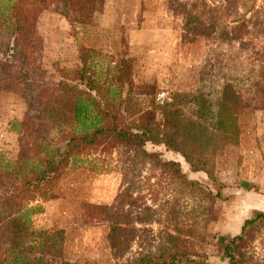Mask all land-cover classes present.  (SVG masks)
I'll list each match as a JSON object with an SVG mask.
<instances>
[{
    "label": "rangeland",
    "instance_id": "374dc122",
    "mask_svg": "<svg viewBox=\"0 0 264 264\" xmlns=\"http://www.w3.org/2000/svg\"><path fill=\"white\" fill-rule=\"evenodd\" d=\"M105 5L106 0H93L92 7L100 11ZM143 6L147 12L156 10V18L144 20L145 24L156 22V45L177 37L178 47L156 50V88L135 87L125 114L139 120L154 110L153 102L162 104V94L164 98L176 93L205 95L215 100L222 84L237 80L244 90L239 143L218 141L211 157L212 178L193 172L181 159L182 173L195 184L127 144L81 156L68 167L72 172L67 181L54 191L60 199L56 207L44 213L42 199L31 204L40 209L30 214L28 230L57 231L65 238L64 260L51 264H125L149 254L177 251L203 255L207 264H229L223 239L241 235L255 210L264 212V206L250 207L264 196L260 191L264 181L254 177L259 163L264 164V94L258 92L259 79H255L264 70V0H145ZM20 16L31 20L17 33L0 20V82L5 81L0 85V162L1 157L17 158L22 133L14 125L28 116L33 119L34 137L38 131L55 142L62 139L55 123L61 121L60 108L71 103V94L66 96L58 84L78 79L75 70L62 68L57 59V52L65 50L62 29L80 45L87 76L103 87L116 86L119 93L121 84L114 82L118 67L127 83L133 68L132 59L124 57L128 50L124 38L116 51L120 65H111L115 68L111 71L110 54L90 47L94 40L89 42L83 31L86 26L75 25L69 18L71 11L60 0L48 3L32 18L26 12ZM98 34L106 41L112 37ZM91 57H96L95 65ZM165 66L173 75V87L170 79L169 83L160 75ZM159 81L165 84L160 85L163 89L157 87ZM126 92L123 86L120 95L125 98L122 93ZM140 93L147 97L140 98ZM57 94L58 110L51 119L41 109ZM149 119L145 117L146 122ZM145 150L160 149L148 143ZM73 179L79 185L70 188ZM252 236L240 251L241 264H264V227L256 228ZM0 240L1 253L6 247L2 234Z\"/></svg>",
    "mask_w": 264,
    "mask_h": 264
},
{
    "label": "trees",
    "instance_id": "16d2710c",
    "mask_svg": "<svg viewBox=\"0 0 264 264\" xmlns=\"http://www.w3.org/2000/svg\"><path fill=\"white\" fill-rule=\"evenodd\" d=\"M52 1L57 0H0V20L17 33L31 20L21 17V12L32 18L33 13L45 10ZM60 1L71 11L73 17L69 18L75 25L92 24L95 13L93 0ZM15 16L18 19L13 23ZM80 62L81 66L72 71L78 76L77 81L73 80V84L61 81L58 84L63 92L67 91L64 92L66 96L71 94V103L60 108L57 115L61 121L55 123L63 134L62 139L55 138V142L38 131L34 137V131L30 129L33 119L28 116L14 125L22 133L17 158L9 160L1 157L0 235L6 247L0 253V264H51L64 260L63 234L57 231L30 232L28 222L30 214L40 209L39 206H31L32 202L55 198L54 191L75 158L92 154L102 147L127 144L143 150L150 157H156L160 167L163 166L166 171L173 170L175 175L195 184L182 173L183 164L179 160H184L193 172H204L212 178L211 157L218 141L239 143V116L244 90L237 80L222 84L220 97L215 100H208L205 95L176 93L170 102L156 106L153 103L154 110L147 111L139 120H131L125 114L130 99L120 95L124 85L118 86L119 93L116 86L103 87L96 79L87 76L84 69L87 63L82 54ZM117 72L114 82L121 84L124 81L122 70L118 67ZM257 78L258 92L264 94V70L259 71V76H255ZM82 84L85 89L80 88ZM55 97L41 109L51 119L58 110L59 95ZM146 116H151L147 122ZM148 143L159 148V152H147L145 147ZM263 227L264 212L255 210L244 222L241 235L223 239L224 254L229 264H241L243 254L240 251L253 237L252 232ZM125 264L207 263L203 255L177 251L149 254Z\"/></svg>",
    "mask_w": 264,
    "mask_h": 264
},
{
    "label": "crops",
    "instance_id": "0c3cea01",
    "mask_svg": "<svg viewBox=\"0 0 264 264\" xmlns=\"http://www.w3.org/2000/svg\"><path fill=\"white\" fill-rule=\"evenodd\" d=\"M144 1L145 0H106V5L104 6V9L100 11H95L92 24L86 26V28H84L83 30L86 31L89 42L91 40H94L92 41L93 45L90 47H92L93 49H97L100 52H104L105 49V52L110 54L111 63L108 66H110L111 71L115 70V68H111V65H116L118 61L116 51L121 45L118 42L120 40L123 41L124 38L126 39L128 50L127 54L124 55V57L126 60L132 59L133 68L131 71L132 73L130 82L127 83V81H123L121 82V85H124V90L128 91L126 93H122V95L125 98L129 99H131V97L133 96L132 90L135 87L153 85L156 88V50H160L164 47L167 48L168 45H172L173 47H175L174 49L178 47L176 36L175 39H173L172 37V39L168 38V40L166 41L167 43H163L161 44V46L156 45V22L154 21L149 24L144 23L146 17L149 18L150 16L156 18V10L152 12L144 11ZM62 30L66 33V35H62V43L65 46V50H63L62 52H57V59L60 60L62 68L77 70L80 66L79 54L81 47L76 42V39L74 37H71L65 29ZM99 32L101 34H111L112 37L108 41H106L103 37H99ZM91 60L94 62L95 65L96 57H91ZM120 63H122V61ZM118 65L120 64L118 63L116 67ZM166 69L167 66H165V69H163V73L160 75L166 76L168 78L166 81L169 83L170 79V84L173 87L175 86L174 80L172 78L173 75ZM110 77L113 78V76ZM160 85L164 86L165 84L162 81H159L157 83V87L159 88ZM162 87H160V89H163ZM139 96L140 98L147 97L142 95L141 93ZM148 97L154 98L155 95H150ZM153 103L151 104V109L153 108ZM252 154L254 155L253 152ZM83 158L85 157L82 156V159ZM79 159L80 158H75L72 163L75 164L76 162L80 161ZM71 167L68 168L62 176L60 181L61 185L67 181V174L72 172ZM254 177L261 178L262 182L264 181L263 163H259V168H257V173ZM70 182L71 183H69L68 185L70 186V188L77 187L78 183L76 184V181L74 179ZM260 191L264 194V183L262 184V188ZM59 200L60 199H58V197L56 196L55 198L49 199L48 201H43V206L40 205L41 207H43L42 211L44 209L43 212L45 213L46 208L50 209L54 208V206L56 207L58 205ZM263 206L264 196L253 201L252 205H250V207H253V209H262Z\"/></svg>",
    "mask_w": 264,
    "mask_h": 264
},
{
    "label": "built area",
    "instance_id": "2783aa9c",
    "mask_svg": "<svg viewBox=\"0 0 264 264\" xmlns=\"http://www.w3.org/2000/svg\"><path fill=\"white\" fill-rule=\"evenodd\" d=\"M160 97L162 98V102L161 103H164V102L170 100V97L169 98L168 97L167 98H164L165 97L164 94H162ZM159 100H161V99L159 98Z\"/></svg>",
    "mask_w": 264,
    "mask_h": 264
}]
</instances>
